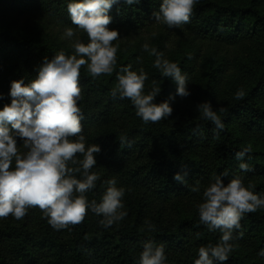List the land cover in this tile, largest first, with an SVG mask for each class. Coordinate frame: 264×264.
I'll use <instances>...</instances> for the list:
<instances>
[{
	"label": "trees",
	"instance_id": "16d2710c",
	"mask_svg": "<svg viewBox=\"0 0 264 264\" xmlns=\"http://www.w3.org/2000/svg\"><path fill=\"white\" fill-rule=\"evenodd\" d=\"M68 2L0 0L4 7L0 10V93L4 94L0 108L11 102L8 93L12 81L23 79L27 84L36 78L45 58L50 60L61 51L70 56L69 49L44 35L51 24L75 31ZM158 9L159 0L113 5L108 28L117 30L119 37L112 44L126 47V51L118 48L111 76L93 80L86 65L80 69L82 134L87 137L86 147L98 144L101 148L92 171L102 174L86 196L99 202L107 187L104 182L115 179L117 187L120 182L128 189L122 200L127 216L104 229L99 225L102 217L87 212L82 222L67 228V234L55 231L48 222L35 231L26 224L0 220V264H137L148 240L164 245L165 264H194L199 248L216 245L221 233L209 231L199 221L198 207L185 208L179 199L191 195L199 205L204 189L225 171L226 184L239 176L245 187L251 184L254 193L264 194V0H199L189 22L173 29L154 20L152 14ZM10 12L40 17L34 21L36 29L17 31L7 25L3 16ZM77 34L88 43L85 33ZM144 35L151 38L149 46L176 63L192 84L188 97L176 96L170 102V117L147 124L136 116L129 99L111 94L117 73L131 65L133 71L143 68L148 75L145 94L153 82L160 85L156 103L175 96V83L163 78L152 67L155 57L142 50L147 42ZM212 45H243L245 50L229 58L228 49ZM205 46L207 51L203 52ZM238 89L245 93L239 100L235 99ZM203 102L211 103L224 123L218 134L197 111L196 106ZM113 117L124 122L101 130ZM248 145L252 147L251 158L244 162L253 170L242 172L235 153ZM176 173L184 176L185 183L173 179ZM197 184L200 191H191ZM163 200L174 201L175 218L165 221L159 211L149 224L151 207ZM240 224L231 241L234 251L225 264H264L259 255L264 250V209L246 213Z\"/></svg>",
	"mask_w": 264,
	"mask_h": 264
},
{
	"label": "clouds",
	"instance_id": "9594fccd",
	"mask_svg": "<svg viewBox=\"0 0 264 264\" xmlns=\"http://www.w3.org/2000/svg\"><path fill=\"white\" fill-rule=\"evenodd\" d=\"M121 2L131 6L139 5L141 0H69L67 12L76 29L66 28L63 38L71 39L78 31L87 35L88 43L77 38L72 44L74 54L58 52L50 60L44 59L31 82L26 84L21 79L10 83L11 102L0 108V218L11 215L20 220L30 208L38 207L48 224L59 231L82 222L87 212L102 217L99 225L104 229L127 216L122 202L125 192L116 186L115 179L104 182L107 187L99 202L89 201L86 196L100 179L92 169L101 148L98 144L86 147L81 124L83 114L78 107L81 67L87 66L93 80L101 75L111 76L116 67L118 47L112 42L119 33L110 30L108 25L112 21L110 10ZM197 3L199 0H159V9L152 15L156 22L170 29L180 28L189 22ZM142 50L155 57L152 67L175 83V96L156 103L160 85L153 82L151 90L145 94L148 75L143 68L133 71L131 65L117 73L111 94L121 100L129 99L136 116L145 124L156 123L172 115L170 102H174L176 96L186 98L191 94L187 87L189 82L180 67L164 58L156 48L144 43ZM244 94L243 89H238L235 99H241ZM3 99L4 94L0 93V100ZM196 107L201 118L214 125L216 134L224 129L211 103L203 102ZM18 140L25 151L18 150ZM251 152L252 147L248 145L235 153V158L241 161L238 167L242 172L253 170L244 162L246 157L251 158ZM227 176V171L217 175L203 191V202L198 205L199 221L209 231L219 230L221 236L216 245L199 248L194 264H225L234 251L233 233L241 228L243 216L264 209V194L254 193L251 184L245 187L239 176L226 184L224 177ZM173 179L185 183L180 173ZM191 191L199 192V184ZM259 255L264 257V250ZM165 262L163 244L157 245L151 240L143 244L137 264Z\"/></svg>",
	"mask_w": 264,
	"mask_h": 264
},
{
	"label": "rangeland",
	"instance_id": "374dc122",
	"mask_svg": "<svg viewBox=\"0 0 264 264\" xmlns=\"http://www.w3.org/2000/svg\"><path fill=\"white\" fill-rule=\"evenodd\" d=\"M3 10L4 7L0 5V10ZM7 16H3V21L9 25V26H13L17 31H23L24 29L27 30H34L35 28V20L40 19V17H33V18H26L22 15H16L15 12H10L7 13ZM67 27L65 26H61V25H52L49 26L46 31L44 32V35L50 38H52L56 44H59L60 46L67 48L70 50V55L74 54V50L72 48V44L73 42L78 38L81 42H83V40L80 38V36L77 34L71 38H63V33L65 31ZM124 39H126L127 37L125 35H123ZM144 37L146 38V43H149L151 41V38H149V35H144ZM187 38V36H186ZM135 40V38H133ZM83 43L87 44L86 41H84ZM201 46V45H200ZM212 47L214 49H228L229 50V58L234 57L235 53L242 50L244 51V46L243 45H238V46H230V45H224V46H220V45H212ZM120 49H122L123 51H126V47H118ZM206 46L202 49V51L204 52L206 50ZM207 51V50H206ZM205 51V52H206ZM130 53V52H128ZM118 54V51H117ZM220 55H224V53H220ZM188 85L187 87H191L192 84L190 83V79L188 80ZM221 88H223V86H221ZM221 95H219V99H221ZM97 116H99L98 112H97ZM105 122V121H103ZM124 122L123 120L118 119V117H113L110 118L106 123H105V127L101 128V130H107L109 128H111L112 126H119L121 125V123ZM94 130V129H92ZM95 131V130H94ZM100 131H98L97 133H99ZM85 140L87 142V137H85ZM17 147L18 150H20L21 152L25 151L22 147V142L20 140L17 141ZM99 154V153H98ZM99 160L102 162V157L99 156ZM103 167V165H101ZM104 168V167H103ZM103 168L101 169V171L103 170ZM102 174V172L98 173V176L100 177ZM118 188H123L124 192H126V187L124 185H122L120 182H118ZM180 203L188 209H192V208H196L198 207V203L195 200L194 196H187V197H181L180 199ZM163 212L162 216L163 218L166 220L170 219L173 220L175 218V210H174V201H158L154 203V206L151 207L150 210V214L148 216V223L151 224L152 223V218H154V215L157 212ZM2 222H6V223H13V224H26L28 227H30L32 230L35 231H40L42 229V227L44 226V224L47 222V218H45L43 216V213L40 209H36V208H30L27 212V214L25 215V217L23 219L17 220L14 219L11 215H9L6 218H1L0 219ZM56 231V230H55ZM68 229H62L59 230L57 232L63 233V234H67ZM170 256L173 253H168Z\"/></svg>",
	"mask_w": 264,
	"mask_h": 264
}]
</instances>
